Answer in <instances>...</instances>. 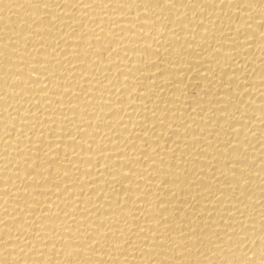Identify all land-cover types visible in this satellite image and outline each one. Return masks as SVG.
<instances>
[{
	"label": "bare ground",
	"instance_id": "1",
	"mask_svg": "<svg viewBox=\"0 0 264 264\" xmlns=\"http://www.w3.org/2000/svg\"><path fill=\"white\" fill-rule=\"evenodd\" d=\"M0 264H264V0H0Z\"/></svg>",
	"mask_w": 264,
	"mask_h": 264
}]
</instances>
